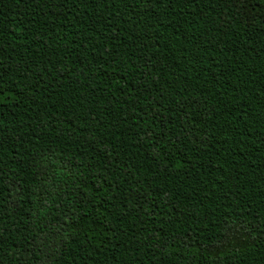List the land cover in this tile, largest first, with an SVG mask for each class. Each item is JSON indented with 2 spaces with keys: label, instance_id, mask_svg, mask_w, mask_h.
I'll use <instances>...</instances> for the list:
<instances>
[{
  "label": "trees",
  "instance_id": "trees-1",
  "mask_svg": "<svg viewBox=\"0 0 264 264\" xmlns=\"http://www.w3.org/2000/svg\"><path fill=\"white\" fill-rule=\"evenodd\" d=\"M0 264H264V0H0Z\"/></svg>",
  "mask_w": 264,
  "mask_h": 264
}]
</instances>
